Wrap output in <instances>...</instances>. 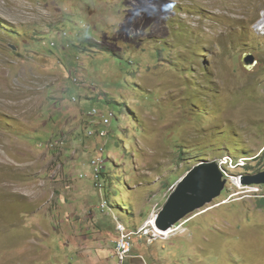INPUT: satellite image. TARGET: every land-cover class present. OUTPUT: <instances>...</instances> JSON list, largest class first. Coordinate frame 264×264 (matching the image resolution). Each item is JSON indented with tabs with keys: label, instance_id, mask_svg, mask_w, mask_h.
Returning <instances> with one entry per match:
<instances>
[{
	"label": "rangeland",
	"instance_id": "obj_1",
	"mask_svg": "<svg viewBox=\"0 0 264 264\" xmlns=\"http://www.w3.org/2000/svg\"><path fill=\"white\" fill-rule=\"evenodd\" d=\"M263 20L264 0H0V264H118L116 225L215 161L221 196L123 264H264V185L232 180L264 171Z\"/></svg>",
	"mask_w": 264,
	"mask_h": 264
},
{
	"label": "water",
	"instance_id": "obj_2",
	"mask_svg": "<svg viewBox=\"0 0 264 264\" xmlns=\"http://www.w3.org/2000/svg\"><path fill=\"white\" fill-rule=\"evenodd\" d=\"M246 63L254 64L249 56ZM227 180L216 162L199 163L178 181L165 205L154 217L153 225L161 232H167L174 225L203 209L219 198L225 189ZM245 186L264 185V171L242 178Z\"/></svg>",
	"mask_w": 264,
	"mask_h": 264
},
{
	"label": "built area",
	"instance_id": "obj_3",
	"mask_svg": "<svg viewBox=\"0 0 264 264\" xmlns=\"http://www.w3.org/2000/svg\"><path fill=\"white\" fill-rule=\"evenodd\" d=\"M98 115V113L96 111H93L91 116H96ZM102 123L106 126H109V123L107 122V118H105L104 116L102 117ZM98 136L99 138H104L107 136V133L104 131L101 132H89L88 136L92 137V136ZM101 152L102 149L99 150V154L97 155V157H95L91 163H90V167L93 170L94 173V178H95V171L97 168V160H101ZM247 166H233V170H242L244 171L246 169ZM223 177L225 178V166H221L219 167ZM243 175V174H241ZM96 180V179H95ZM97 182V181H96ZM234 186H236V188H240V187H244L242 184H237V183H233ZM98 187V184H97ZM101 210H103L101 208ZM186 220L181 221L180 223L174 225L171 229H169L167 232V236L165 237H161L158 235V231L156 230V228L154 227V225L152 223H150L149 228L147 229V231L145 233H132V232H128L127 230H124L123 227H121L120 224L116 225V230L119 233V239L117 241H115V243L119 244V249H125V254H126V258L129 256L130 252H131V238L132 237H138L139 240H143L144 238L147 241V245L151 246L157 239L161 238V239H168L170 237H174L178 234H182V229L183 226L185 225ZM119 264H123V263H119Z\"/></svg>",
	"mask_w": 264,
	"mask_h": 264
},
{
	"label": "bare ground",
	"instance_id": "obj_4",
	"mask_svg": "<svg viewBox=\"0 0 264 264\" xmlns=\"http://www.w3.org/2000/svg\"><path fill=\"white\" fill-rule=\"evenodd\" d=\"M261 24L263 25L262 27L264 28V20L261 22ZM256 27V26H255ZM254 27V28H255ZM256 29L257 28H255V32L256 33H258V34H263L264 35V29H263V33H259V32H257L256 31ZM76 81V80H75ZM113 116V115H112ZM103 150V149H102ZM235 159V158H234ZM237 159H235V161H236ZM105 162V161H104ZM218 163V165H219V167H221V164H225V162H221V164H219V162H217ZM102 166H103V158H101V160H97V168H96V171H95V177H96V180H98L99 179V174H100V172H101V170H102ZM241 166H243V164L241 165ZM98 171V172H97ZM225 178L228 180V178H227V175L225 174ZM232 180H234L235 182H233V183H237V184H241V180H242V176L240 177V178H233ZM98 184V183H97ZM245 188H248V187H250V188H248V189H250L248 192H254V191H256L255 189L256 188H251V186H244ZM98 188H101V185L100 184H98ZM242 187H240V188H238V189H241ZM235 196V195H234ZM105 205H106V203L105 202H103V203H101V208H104L105 207ZM107 207V206H106ZM154 216V215H153ZM155 217V216H154ZM153 217L149 220L150 222H148L147 224H145L144 226H142V228H139L138 230H137V232L136 233H145L146 231H147V229L149 228V225H150V223H152L153 224ZM187 223V222H186ZM185 223V224H186ZM121 225V224H120ZM121 227H123V229L124 230H126V228L124 227V226H122L121 225ZM184 227V226H183ZM157 230V229H156ZM158 231V230H157ZM182 231H183V229H182ZM158 235L159 236H161V237H165V236H167L168 237V235H167V233H165V232H161V231H158ZM166 240V239H165ZM114 250H115V258L117 259V261H118V264L119 263H124V261L126 260V254H125V249H119V244L118 243H115V245H114Z\"/></svg>",
	"mask_w": 264,
	"mask_h": 264
},
{
	"label": "trees",
	"instance_id": "obj_5",
	"mask_svg": "<svg viewBox=\"0 0 264 264\" xmlns=\"http://www.w3.org/2000/svg\"><path fill=\"white\" fill-rule=\"evenodd\" d=\"M188 153V151H185V150H181L180 152H179V158H180V160L181 161H183V159H182V157H183V155H185V154H187ZM262 154H263V152H262ZM260 172V171H259ZM258 172V173H259ZM100 177L102 178V179H105L106 181H107V184L109 185L108 187H109V189H111V187H118L119 186V184L118 183H116L117 181H113V182H111L110 181V179H107V178H105L104 177V175L103 174H101L100 175ZM120 187H121V185H120ZM101 188H102V185H101ZM174 189V188H173ZM263 201H264V199H263ZM105 202V201H104ZM106 203V202H105ZM262 207H264V204L263 205H261Z\"/></svg>",
	"mask_w": 264,
	"mask_h": 264
},
{
	"label": "clouds",
	"instance_id": "obj_6",
	"mask_svg": "<svg viewBox=\"0 0 264 264\" xmlns=\"http://www.w3.org/2000/svg\"><path fill=\"white\" fill-rule=\"evenodd\" d=\"M167 7H168L167 4L163 5V8H164V9H166ZM250 161H251V160H250ZM250 161H249V162H250ZM215 162H216V161H215ZM249 162H248V163H249ZM216 163H217V162H216ZM217 164H218V163H217ZM218 166H219V165H218ZM248 167H249V165L246 167V169H247ZM246 169H245V170H246ZM246 173H250V171H249V170H248V171H245V172L243 173L242 178H243L244 176L247 175ZM259 173H260V172H259ZM223 178H224V177H223ZM224 179H226V178H224ZM226 180H227V179H226ZM227 182H228V180H227ZM241 184H242V180H241ZM242 185H243V184H242ZM226 186H227V183H226ZM226 186H225V187H226ZM243 186H245V185H243ZM252 186H255V185H252ZM258 196H261V197H262L261 194H259ZM156 215H157V214H156ZM185 219H186V218H185ZM185 219H184V220H185ZM182 221H183V220H182ZM138 239H139V238H138ZM114 248H115V247H114Z\"/></svg>",
	"mask_w": 264,
	"mask_h": 264
},
{
	"label": "crops",
	"instance_id": "obj_7",
	"mask_svg": "<svg viewBox=\"0 0 264 264\" xmlns=\"http://www.w3.org/2000/svg\"><path fill=\"white\" fill-rule=\"evenodd\" d=\"M99 248H100V247H99ZM102 249H105V248H101V250H102ZM108 249H109V248H108ZM113 252H114V253H113ZM112 255H114V257H115V250H114V251L112 250ZM99 260H100V259H99ZM101 262H102V260H101Z\"/></svg>",
	"mask_w": 264,
	"mask_h": 264
}]
</instances>
